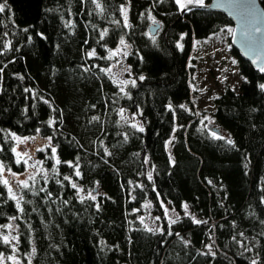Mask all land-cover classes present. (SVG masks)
Returning <instances> with one entry per match:
<instances>
[{"label": "trees", "instance_id": "trees-1", "mask_svg": "<svg viewBox=\"0 0 264 264\" xmlns=\"http://www.w3.org/2000/svg\"><path fill=\"white\" fill-rule=\"evenodd\" d=\"M169 2L6 0L0 164L27 169L9 133L47 144L19 208L0 183V253L12 251L2 239L11 223L19 253L32 252L34 264H264V72L231 46L244 77L239 90L226 86L212 112L197 110L194 40L233 23L214 10L183 16L176 6L153 41L151 16ZM127 4L135 16L125 27ZM119 46L121 56L109 59ZM118 58L137 81L124 92L102 71Z\"/></svg>", "mask_w": 264, "mask_h": 264}, {"label": "rangeland", "instance_id": "rangeland-1", "mask_svg": "<svg viewBox=\"0 0 264 264\" xmlns=\"http://www.w3.org/2000/svg\"><path fill=\"white\" fill-rule=\"evenodd\" d=\"M169 2V0H166ZM128 8V19L127 23L132 22L134 19V14H132V7L129 4L125 5ZM176 4L174 0H170L169 3L165 5V9H157L158 13L151 16L155 20L160 22V31L158 33L151 35L156 36L162 33L165 24L170 18L171 13H168V9L175 10L177 12ZM178 8V6H177ZM180 12V11H179ZM150 20V27L154 26ZM227 28H234V26H228ZM226 28V29H227ZM150 31V30H149ZM231 35L227 31H220L219 33L206 38V39H195L192 56L195 57V74H194V85L192 99L197 110H206L207 112H212L214 110V99L220 95L226 88V86H231L235 90H239L244 77L239 73L237 56L231 51ZM123 46H119L122 49ZM124 50V49H123ZM121 56V53L118 54ZM119 64H115L111 67L112 71L110 74L113 76L115 81L120 87L126 85H121L120 81L134 79V76L130 70L129 65L125 62V59L118 58ZM128 69L129 71H125ZM46 141L29 140L27 139L23 144L17 142V151L21 153H27V155H21L19 158L27 161L26 171L22 173L17 172H7L4 170V179L9 180V186L13 188L17 199L20 195V184L21 180H30V177L36 172L39 165L37 157V151L41 147H45ZM12 173L16 175L13 176ZM8 186V187H9ZM148 225H152L155 217L147 214ZM10 227H6L5 235L9 236L12 244V251L10 254H3L5 257L4 264H34L32 252L26 253L25 255L19 253L18 249V233L15 225L11 223L7 224ZM12 237H16L15 240ZM15 247V251H13ZM8 256H15L16 261L8 260Z\"/></svg>", "mask_w": 264, "mask_h": 264}, {"label": "snow or ice", "instance_id": "snow-or-ice-1", "mask_svg": "<svg viewBox=\"0 0 264 264\" xmlns=\"http://www.w3.org/2000/svg\"><path fill=\"white\" fill-rule=\"evenodd\" d=\"M175 4L178 6V9L180 12H185L187 10L190 9V6H199V7H205V0H174ZM225 2L230 6V7H236L242 15L243 18V28L241 31V43L247 47V48H254L257 44V41L259 39V37L257 36V34H261L262 36H264V28L260 27L258 24V20H257V5L255 3V0H225ZM8 7L6 0L4 3H0V13H3L5 11V9ZM97 7H100L99 3H97ZM121 13L123 14L124 17V22H125V27H128L127 24V19H128V8L126 6H121L120 8ZM152 22H153V32L154 33H158L160 31V22L155 20V18H152ZM24 31H28V29H24ZM221 31H227L229 33H232L233 35L235 34V29L232 28H227V29H221ZM38 35L41 36V38H45L43 37L42 33H38ZM103 35V34H102ZM29 39H31V37H29ZM153 41H155V36H152ZM181 39H183V36H181ZM120 45H123L125 48L128 47V45L126 44L124 38L122 37L119 41ZM178 48H183L182 44H177ZM122 52L121 48H117L115 49V51H113L111 53V55L108 57L109 59H111L112 57L116 56L117 54H120ZM88 55L91 56H95V51L93 50L92 52L88 53ZM124 55H127L126 52H124ZM261 72H264V66H261L259 69ZM4 69L0 68V73H3ZM102 71L108 72L110 73L112 71L111 68L108 69H102ZM125 71H129L128 69H125ZM2 78V77H0ZM139 80L143 81L145 80V77L143 75L139 76ZM137 81L135 79L128 81V80H122L120 81L121 85H128L131 84L133 87L136 86ZM261 90H264V83L259 85ZM235 91V89H233ZM25 91H28V89H25ZM121 92H124V87L120 88ZM45 103H47V101H45ZM169 109H171V104L168 105ZM180 107H184V105H181ZM120 115L123 118L124 116V109L120 110ZM93 119H98L97 117H93ZM54 121H49V124H53ZM131 127L133 128H138V130L140 132L144 131L143 126H138L137 124L133 123L131 125ZM39 131V130H37ZM9 135L12 137V139L16 140L19 144H23L27 139H35V137H31V138H21L19 136H17L15 133H9ZM212 136L217 139V140H223L225 139V137L223 135H218L215 131L212 132ZM51 139V137H49V140ZM229 144H234V142L231 139H228L227 141ZM169 143H171V141H169ZM2 150V149H0ZM12 151L14 153H16L17 157H20L22 154L23 155H27V153H21L19 151H17V148H12ZM52 151V155L55 157L56 156V148L53 147L51 149ZM171 159V157H170ZM20 161L17 160V163H19ZM25 163H27V161H24ZM61 161L57 158L56 159V164H59ZM5 166L3 164H0V176H2L3 172H4ZM13 176H15V173H12ZM76 175L80 176V172L76 171ZM30 179H32V177H30ZM65 180H69V177L65 176L64 177ZM149 179H151V176L149 175ZM0 183H3L5 186H9V180L8 179H0ZM209 183H211V181H209ZM20 186L23 188H28L29 184L27 180H21L19 182ZM72 188L76 189L77 185L75 183L71 184ZM44 189H41V191H43ZM79 191H83L82 189H78ZM8 192L10 195L11 199L17 200V207L19 208V200L17 199V196L15 194V192L13 191L12 187H8ZM49 195H51L49 193ZM89 197L92 200H95L96 197L93 196L91 193L88 194ZM97 207H99V205H97ZM185 210H187L188 205L185 204L184 205ZM21 211H23V209H20ZM12 219H15V217H13ZM170 223H176L175 220H172ZM194 223H202V221L199 220H195L194 219ZM3 227H10L9 225H5ZM149 231H152V229H148ZM242 235V234H241ZM3 242L5 244H9L11 243L9 236L4 235L2 237ZM13 240L16 239V237H12ZM206 247L209 249V251H211V245H206ZM13 251H15V247H13ZM35 251V250H33ZM214 255V254H213ZM8 260H13L16 261V257L15 256H8L7 257ZM4 260L5 257L3 255V253H0V264H4ZM251 264H257V260L253 259L251 261Z\"/></svg>", "mask_w": 264, "mask_h": 264}, {"label": "water", "instance_id": "water-1", "mask_svg": "<svg viewBox=\"0 0 264 264\" xmlns=\"http://www.w3.org/2000/svg\"><path fill=\"white\" fill-rule=\"evenodd\" d=\"M257 7V20L260 27L264 28V7L260 0H255ZM214 10L224 13L233 23L235 34L231 35L232 47L246 59L256 70L264 66V36L257 34L259 37L254 48H247L241 43V31L243 28V18L241 12L236 7H230L225 0H205V7L190 6V9L185 12H180L181 15H186L194 10ZM154 26L150 27V32L155 34ZM260 71V70H259Z\"/></svg>", "mask_w": 264, "mask_h": 264}]
</instances>
